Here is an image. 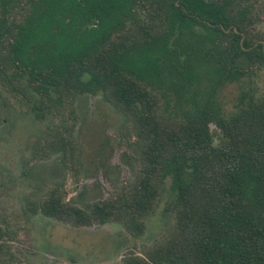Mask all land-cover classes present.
<instances>
[{"label":"trees","instance_id":"obj_1","mask_svg":"<svg viewBox=\"0 0 264 264\" xmlns=\"http://www.w3.org/2000/svg\"><path fill=\"white\" fill-rule=\"evenodd\" d=\"M263 23L264 0H0V86L53 123L34 157L58 155L77 181L78 102L100 95L125 118L135 169L85 205L59 181L29 209L141 236L169 180L173 221L119 264H264ZM243 81L226 110L219 91Z\"/></svg>","mask_w":264,"mask_h":264},{"label":"rangeland","instance_id":"obj_2","mask_svg":"<svg viewBox=\"0 0 264 264\" xmlns=\"http://www.w3.org/2000/svg\"><path fill=\"white\" fill-rule=\"evenodd\" d=\"M264 30V23L260 26ZM264 90V70L255 78ZM241 84L219 91L226 110L233 107ZM76 136L81 146L84 171L76 181L58 155L38 160L33 142L44 136L50 120H38L30 107L0 86V226L13 253L11 264H119L124 254L152 244L173 221L166 207L172 199L166 181L157 208L146 218V230L136 236L121 223L74 227L31 211L56 182L64 181L69 198L85 205L105 197L114 185L130 180L135 172L122 154L124 116L100 95L78 102Z\"/></svg>","mask_w":264,"mask_h":264}]
</instances>
